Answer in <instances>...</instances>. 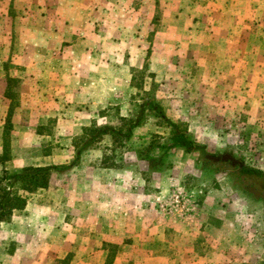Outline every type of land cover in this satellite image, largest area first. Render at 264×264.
Wrapping results in <instances>:
<instances>
[{"label":"rangeland","instance_id":"rangeland-1","mask_svg":"<svg viewBox=\"0 0 264 264\" xmlns=\"http://www.w3.org/2000/svg\"><path fill=\"white\" fill-rule=\"evenodd\" d=\"M71 4L80 12L66 19L81 30L78 34L85 43L72 48L65 44L63 60H104L108 62L104 74H113L103 77V88L113 95L98 113L99 124L94 123L124 129L126 123L119 118L141 121L130 141L119 146L110 137L107 149L122 166L143 170L150 184L171 191L163 207L167 213L177 219L194 216L193 223L179 226L183 231L191 225L187 228L191 235H184L188 239L169 240L167 246L172 252L195 251L203 256L201 264L214 251L216 264H264V179L239 171L241 166L264 171V49L258 47L264 40L260 34L264 15L256 2L75 0ZM57 10L53 0H0V73L7 75L12 107L19 102L25 78V69L12 60H54L58 50L42 44ZM14 21H20L22 35L14 32ZM147 101L159 106L207 155L201 150L188 153L174 144L171 129L152 110L139 112ZM12 116L9 126L5 122L2 126L0 158L4 139L7 161L14 155L39 163L42 155L66 147L59 135L63 132L51 122L38 125L37 134H52L53 142L35 139L25 146L16 141L21 132L13 128ZM38 116L33 112L31 119ZM71 147L73 151L72 143ZM5 163H0V177ZM44 191L20 194L28 201ZM174 195L184 209L170 208ZM38 199L47 202L45 195ZM35 231L21 211H14L0 228V264H69L84 258H75L73 250L60 258L44 256L37 249L42 242L35 239ZM175 234L171 230L167 235ZM105 249L102 264H115L119 249L110 244Z\"/></svg>","mask_w":264,"mask_h":264},{"label":"crops","instance_id":"crops-1","mask_svg":"<svg viewBox=\"0 0 264 264\" xmlns=\"http://www.w3.org/2000/svg\"><path fill=\"white\" fill-rule=\"evenodd\" d=\"M53 1L59 10L54 11L55 22L47 31V44L46 38L42 47L58 51L53 53L54 60H12L25 69L19 102L13 107L8 95L7 75L0 73V153L2 126L10 106L13 128L21 132L20 140L16 141H22L25 146H30L35 139L53 142L52 134H37L38 125L41 127V123L51 122L55 130L63 132L59 135L63 136L66 147L42 155L39 163L25 162L27 158L19 159L13 155L4 165L9 173L26 166H67L74 155L73 136L82 133V129L93 122L99 124L98 113L104 109L110 94L113 95L109 89L103 88L104 75L113 76L104 74L108 62L63 60L65 44L71 43L72 48L85 43L83 36L78 34L81 30L71 27L70 19H66L71 13L80 12V8L72 6L71 2L75 0ZM250 1L256 2L261 9L260 15H264V0ZM228 10L231 15H236ZM18 23L14 21L12 28L16 34H21L23 27ZM262 28L260 34L264 38ZM258 47L264 49V40ZM33 112L39 115L36 120L31 119ZM60 136L56 138L59 141ZM109 142L110 136H104L95 148L81 155L76 167L53 172L47 190L29 198L21 212L36 230L35 239L42 242L41 248L37 245V249L48 257L60 258L71 250L75 258L84 257L78 263L74 260L69 264H102L108 253L107 244L119 249L115 264H201L203 256L195 251L177 249L172 252L167 246L169 240L188 239L184 235H191L187 229L191 225L183 227L186 229L183 231L179 226L193 223L194 216L177 219L167 213L163 207L171 191L150 184L143 170L129 166H103ZM102 143L107 144L100 146ZM151 186L154 189L151 190ZM44 195L47 202L38 199ZM171 230L177 232L174 237L167 235ZM74 244L77 246L73 248ZM17 250L21 253L20 246ZM206 256L210 258L202 264H216L215 251ZM100 258L101 263L98 262Z\"/></svg>","mask_w":264,"mask_h":264},{"label":"trees","instance_id":"trees-1","mask_svg":"<svg viewBox=\"0 0 264 264\" xmlns=\"http://www.w3.org/2000/svg\"><path fill=\"white\" fill-rule=\"evenodd\" d=\"M146 109L152 110L163 123L171 129L173 134L172 141L174 144L182 147L186 152L201 150L194 146L191 140L186 137L185 132L179 130L176 123L169 120L163 113L162 109L150 102H144L139 108V112L143 113ZM12 107L8 110L5 119V126H9L12 116ZM121 122H125L124 129H115L110 126H97L94 122L82 129V134L76 137L73 142V160L67 166H43V167H24L15 174H10L6 170L0 177V224L10 219L14 211H22L27 204V197L20 194H32L39 190H46L53 172L60 171L61 168L68 170L78 165L81 155L88 150L95 148L104 136H110L114 143L122 145L124 142L130 141L133 130L140 126V117L132 120L119 118ZM5 128V127H4ZM3 158L0 163L7 161L8 145L7 140L3 142ZM112 149H107L102 161V165L106 167H124L122 162L114 157ZM110 153V154H109ZM201 153L207 155L201 150ZM241 174L253 176L255 178L264 179V171L241 166L239 168ZM146 175V174H145Z\"/></svg>","mask_w":264,"mask_h":264},{"label":"built area","instance_id":"built-area-1","mask_svg":"<svg viewBox=\"0 0 264 264\" xmlns=\"http://www.w3.org/2000/svg\"><path fill=\"white\" fill-rule=\"evenodd\" d=\"M183 204L184 203L181 202V200L179 199V196L178 195H174V197L169 202L170 208H180V210L184 209ZM186 210L188 211L187 208H186Z\"/></svg>","mask_w":264,"mask_h":264},{"label":"water","instance_id":"water-1","mask_svg":"<svg viewBox=\"0 0 264 264\" xmlns=\"http://www.w3.org/2000/svg\"><path fill=\"white\" fill-rule=\"evenodd\" d=\"M226 159H230L232 162L235 163V161L230 156H225Z\"/></svg>","mask_w":264,"mask_h":264}]
</instances>
